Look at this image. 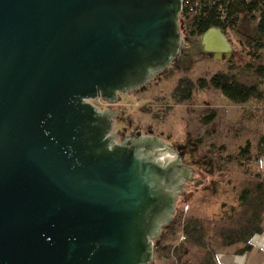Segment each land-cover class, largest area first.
Returning a JSON list of instances; mask_svg holds the SVG:
<instances>
[{
  "label": "water",
  "instance_id": "1",
  "mask_svg": "<svg viewBox=\"0 0 264 264\" xmlns=\"http://www.w3.org/2000/svg\"><path fill=\"white\" fill-rule=\"evenodd\" d=\"M182 0H0V264H151L194 169L113 132L118 93L181 50ZM216 59L221 27L199 37ZM112 107V106H111Z\"/></svg>",
  "mask_w": 264,
  "mask_h": 264
},
{
  "label": "rangeland",
  "instance_id": "2",
  "mask_svg": "<svg viewBox=\"0 0 264 264\" xmlns=\"http://www.w3.org/2000/svg\"><path fill=\"white\" fill-rule=\"evenodd\" d=\"M250 20L242 12L238 28L225 30L234 59H216L203 48L199 36L190 34L192 15L180 13L183 43L178 57L146 84L120 92L117 102H109L118 108L113 132L119 140L155 136L174 147L184 164L194 169L191 178L203 180L198 185H194L195 179L186 181L172 221L154 241L151 264H207L216 252L228 247L230 231L243 227L253 211L261 209L264 194L257 189L264 182V164L256 155L264 135V75L260 76L257 68L264 65V55L249 54L245 35L255 33ZM219 72L232 73L247 84L260 82L263 97L238 103L220 89L209 87L196 88L185 102L174 98L182 78L209 80ZM105 102L102 98L93 101L101 109L106 108ZM213 112L214 119L208 120ZM248 143L252 145L250 159L240 154ZM245 189L257 192L242 203ZM188 223L202 225L205 245L188 239L184 230ZM243 244L237 242L236 247Z\"/></svg>",
  "mask_w": 264,
  "mask_h": 264
},
{
  "label": "trees",
  "instance_id": "3",
  "mask_svg": "<svg viewBox=\"0 0 264 264\" xmlns=\"http://www.w3.org/2000/svg\"><path fill=\"white\" fill-rule=\"evenodd\" d=\"M199 3L196 13L192 15V24L190 25V34L200 36L209 28L217 26L224 30L228 28L237 29L240 23V14L246 12L252 20L257 22L254 35H245L247 46L251 48L249 54L256 55L259 58L264 55V0H194ZM235 53L233 54V58ZM230 58V59H231ZM232 60V59H231ZM260 76L264 75V65L257 68ZM264 81V80H263ZM215 87L220 89L226 96L235 102H247L254 98H262L263 93L260 89V82L247 84L239 81L234 74L219 72L214 74L211 79L204 77L193 80L191 78H182L174 91V98L178 103L188 101L192 98L196 88L205 89ZM215 113L207 117L213 120ZM258 146L256 158L259 160L264 157V135L261 137ZM250 143L243 147L240 154L250 159ZM242 164V162H241ZM257 191L264 194V182L258 185ZM253 189H245L242 194V203H245L249 196L257 192ZM264 217V199L261 209L253 211L251 216L240 229H232L229 233L228 244L244 242V249L250 248L249 239L256 233L263 231L262 220ZM188 239L194 243L205 245L202 242V225L197 223H188L184 227ZM225 233V232H224ZM211 261V260H210ZM210 261L207 264H210Z\"/></svg>",
  "mask_w": 264,
  "mask_h": 264
},
{
  "label": "crops",
  "instance_id": "4",
  "mask_svg": "<svg viewBox=\"0 0 264 264\" xmlns=\"http://www.w3.org/2000/svg\"><path fill=\"white\" fill-rule=\"evenodd\" d=\"M249 18L251 19L250 16ZM250 22L253 24L252 26H256L258 20L255 21L251 19ZM229 41L231 42L230 39ZM262 163L264 164V157ZM262 226L263 231L254 234L249 239V243L251 244L250 248L244 249L245 244L240 245L239 247H236V243L227 244L228 247L226 249L220 250L214 254L210 264H264V217L262 220Z\"/></svg>",
  "mask_w": 264,
  "mask_h": 264
},
{
  "label": "built area",
  "instance_id": "5",
  "mask_svg": "<svg viewBox=\"0 0 264 264\" xmlns=\"http://www.w3.org/2000/svg\"><path fill=\"white\" fill-rule=\"evenodd\" d=\"M198 7H199V3L194 2V0H182L181 13H183L184 15H193L194 13H196Z\"/></svg>",
  "mask_w": 264,
  "mask_h": 264
},
{
  "label": "flooded vegetation",
  "instance_id": "6",
  "mask_svg": "<svg viewBox=\"0 0 264 264\" xmlns=\"http://www.w3.org/2000/svg\"><path fill=\"white\" fill-rule=\"evenodd\" d=\"M102 99H103V98H102ZM103 100H104V99H103ZM104 101H106V100H104ZM105 106H106L107 109H111V108H113V107H111L112 104H110L108 101L105 102ZM106 108H103V109H106ZM138 137H140V136H138ZM124 140H125V137L122 138L121 140H119V136L117 135V141H118L119 143H122Z\"/></svg>",
  "mask_w": 264,
  "mask_h": 264
}]
</instances>
